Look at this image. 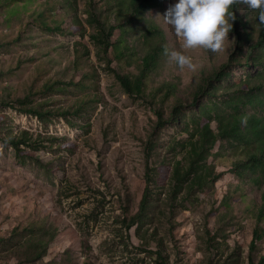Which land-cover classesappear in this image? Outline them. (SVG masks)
<instances>
[{
    "label": "rangeland",
    "instance_id": "1",
    "mask_svg": "<svg viewBox=\"0 0 264 264\" xmlns=\"http://www.w3.org/2000/svg\"><path fill=\"white\" fill-rule=\"evenodd\" d=\"M11 1L0 0V116L5 117L0 134L4 137L28 131L34 147H23L24 157H18L15 149L0 139V264H160L158 241H163V256L169 264H250L251 260L259 264L264 240L256 251L250 252L249 247L255 221L251 214L255 208L253 198L260 200L261 193L246 187L242 191L245 199H234L233 212L224 218L221 199L229 184H238L231 174L216 183L215 192L209 185L190 197L175 215L176 226L162 205L160 210L164 211L152 214L145 223L140 234L143 238L137 235V226L128 230L125 220L127 207L130 217L139 210L148 182L147 166L159 168L154 190L156 199L166 204L169 162L184 156L180 145L175 144L188 138L184 124L195 126L192 119L199 116L193 93L235 52L233 28L223 52L213 53L202 47L183 50V40L163 17L178 0H165L162 10L154 9L131 25L111 11H117L115 1L91 0L110 23L123 25L122 29L116 28L111 42L118 44L124 38L129 46L126 54H134L119 63L110 50L112 67L117 72L137 76L143 69L142 60L159 47L164 53L165 48L169 53L184 51L197 65L195 71L186 67L181 70L167 55L160 56L147 79L144 95L132 97L99 59L100 50L91 38L97 31L87 23L90 0H70L72 7H68V0H48L50 4L57 1L53 12L47 0H34L28 8L19 2L18 13H11ZM240 10L255 42L257 11L245 5ZM42 12L44 16H40ZM44 22L61 25L62 33L44 30ZM150 24L162 34H149ZM85 47L89 57H80L94 73L102 99L93 113L71 115V125L64 117L52 116L43 123L17 110L18 101L28 95L31 105L44 100L52 107L73 105L74 93L42 94V86L47 82L60 86L79 81L83 71L74 66L76 48L85 53ZM257 70L240 65L229 67L227 72L231 71L232 78L223 83L216 101L220 103L221 93L225 97L239 90L240 82H252L250 78ZM169 82L176 84V89L162 100L166 93L162 87ZM177 96L184 100L183 124L165 120L166 124L157 131L156 110L163 105L165 113L170 114ZM206 103L207 97L197 102ZM246 109L264 115V105ZM212 126L215 130L214 123ZM151 136L157 141L153 153L147 147ZM220 150L218 142L207 163L216 166L217 172H226L234 157L231 153L228 158L218 157ZM231 216H235L234 221ZM218 229L223 236L211 239L209 233L217 234ZM51 231L56 234L53 241ZM42 241L49 242L47 251L36 260V250L31 247Z\"/></svg>",
    "mask_w": 264,
    "mask_h": 264
},
{
    "label": "trees",
    "instance_id": "2",
    "mask_svg": "<svg viewBox=\"0 0 264 264\" xmlns=\"http://www.w3.org/2000/svg\"><path fill=\"white\" fill-rule=\"evenodd\" d=\"M34 0H12L8 4H14L11 7V13L19 12V2L22 3L23 8H28ZM115 1V7L117 11L111 9L117 19L121 20L126 18V24H132L134 22H140L145 19V15L152 10H162L165 0H112ZM55 1L50 4L46 1V5H49V11L53 12L56 9ZM1 5V3H0ZM68 7L71 5V1H67ZM72 7V5L70 6ZM87 23L96 29V33L91 36L96 47L100 50L98 52L103 59L107 67L108 72L113 75L115 80L119 83L120 87L132 97H141L144 95L147 87V79L150 77V72L159 62L158 57L164 56V50L162 47L153 48L150 53L142 60L143 69L134 77H130L127 74H121L112 67L113 59L109 57L110 50L114 52V58L121 60L123 58L129 59L134 54L129 53V46L126 40L123 38L118 44L111 42L114 36L116 28H123V25H114L97 12L96 6L93 1H89ZM242 4H236L232 6L230 11H233L236 16V20L233 23V31L236 35V48L233 55L230 57L226 64L222 65V68L218 72H214L213 76L207 78L204 84H201L197 90L193 93V105L197 107V113L199 116H194L192 122L195 126H186L184 124V130L188 134V138L182 142H177L175 145H180L184 156L182 159L174 162H169V189L165 194L166 204L159 202L156 199V193L154 186L156 183V176L159 169L158 167L147 166V185L145 193L139 205L138 212L129 216V207L125 209V220L127 222V229L137 226V235L143 238L141 234L142 229L148 221L153 217L162 213L160 206H165L166 214L173 226H176L175 215L178 214L182 206L185 207V203L195 195L196 193L204 190L210 185L215 192L216 183L225 175L231 174L238 184H229L228 190L221 199L220 206L225 210L224 218L227 214L233 212L232 203L234 199L240 198L243 201L244 194L242 191L246 187L258 190L260 200L253 198L255 208L251 211L254 218L252 224V239L250 243V252L258 250L259 242L264 240V115L259 112L250 113L246 108H258L264 105V24H261L258 20L257 12V37L253 42V33L249 29V23L244 20V15H240V9ZM112 13V14H113ZM109 15H111L109 13ZM44 16V12L40 14ZM46 31L54 33H62V26L50 24L44 22L41 26ZM128 29L131 26L127 27ZM149 34H162L154 24H150L148 28ZM79 42L76 43L78 45ZM82 53L81 49L76 48V61L74 66L76 70L83 71L81 79L77 82L71 80L68 83L57 86L55 82H47L42 86V94L49 93H74L76 99L73 105L68 108L52 107L47 100L28 104L30 95L22 100H19V112L26 115L35 116L41 122L46 123L50 117H64L69 123L68 119L71 115L78 116L83 113H93L102 99L98 94V85L96 84L94 73L88 69L87 64L82 60L80 54H85L89 57V49ZM128 55V57H127ZM243 60V61H242ZM235 65L248 66L251 69H257L255 74L251 76V81L240 82L239 90L237 89L233 94H228L222 98L220 103L216 99H220L219 92L224 82L232 78L231 71L227 72V69ZM166 93L162 100L172 94L176 89V84L169 82L167 86H163ZM162 89H160L161 91ZM155 94V93H153ZM33 95V92L31 93ZM157 95V94H156ZM201 97H207L208 103L197 104ZM163 105L156 110L158 122L156 129L159 131L160 127L166 124L165 120L170 122L183 124V118L185 116L184 100L182 97L177 96L176 103L172 107L170 114H166ZM259 111V110H257ZM247 118L246 125L242 123V120ZM5 120V117L0 116V123ZM214 123L216 129H213ZM71 125H74L71 123ZM1 133V132H0ZM155 136H151L148 140V151L153 153L155 144ZM0 139L8 143L15 149L18 157H24L25 151L23 147L33 148L34 144L28 133L23 131L19 135H5L0 134ZM220 143L221 150L218 152V157L228 158L229 153L233 154V159L230 168L226 172H217L216 166L207 163L208 159L213 155L212 150L217 143ZM173 145V147L175 146ZM172 147V149H173ZM149 154L147 157H150ZM157 187V186H156ZM239 202V201H238ZM169 212V214H168ZM235 216H231V221H234ZM221 224H224V219H221ZM172 229V228H171ZM222 230L218 229L217 234L212 235L209 233L211 239H215L217 236H223ZM55 232L51 231L50 241L55 239ZM2 241V240H1ZM49 242L42 241L36 247L31 249L36 250L35 259H42L47 251ZM163 241H158L157 256L160 264H169V260L163 256ZM250 261V260H249ZM251 260L250 264H253ZM259 264H264V255L260 258Z\"/></svg>",
    "mask_w": 264,
    "mask_h": 264
},
{
    "label": "clouds",
    "instance_id": "3",
    "mask_svg": "<svg viewBox=\"0 0 264 264\" xmlns=\"http://www.w3.org/2000/svg\"><path fill=\"white\" fill-rule=\"evenodd\" d=\"M242 4L258 12V20L264 24V0H178L170 5L163 16L165 22L172 26L177 37L183 40V50L202 47L213 53L226 50L229 32L236 16L230 11L232 6ZM165 55L175 62L181 70L185 67L195 71L197 65L184 51H171L165 48ZM246 125L247 118L242 120Z\"/></svg>",
    "mask_w": 264,
    "mask_h": 264
}]
</instances>
